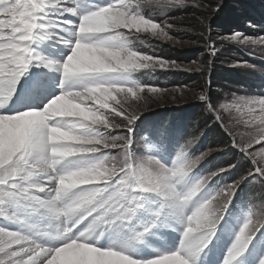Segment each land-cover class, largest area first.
<instances>
[{
	"label": "snow or ice",
	"instance_id": "obj_1",
	"mask_svg": "<svg viewBox=\"0 0 264 264\" xmlns=\"http://www.w3.org/2000/svg\"><path fill=\"white\" fill-rule=\"evenodd\" d=\"M223 7L0 0V264H202L237 211L220 264H248L257 245L251 264H264V95L202 89L208 119L171 150L167 122L138 133L169 92L151 74L191 71L144 39L181 43V14L199 13L209 56L230 43L264 60V33L214 35ZM213 126L226 142L200 150Z\"/></svg>",
	"mask_w": 264,
	"mask_h": 264
},
{
	"label": "rangeland",
	"instance_id": "obj_2",
	"mask_svg": "<svg viewBox=\"0 0 264 264\" xmlns=\"http://www.w3.org/2000/svg\"><path fill=\"white\" fill-rule=\"evenodd\" d=\"M226 1L227 0H224V4ZM246 2L250 3L248 5H252V11L245 5L236 4L234 5V8L236 9L233 12H243L242 9H245L252 17H243L242 20L241 17L237 15L236 17H239V24H224L222 22L224 18L230 20L232 17H235L232 13V10L228 8L229 6L223 7L221 12L218 13L217 16L213 17L216 18L212 23V25L215 26L213 27L215 30L214 35L216 32L222 35L233 31H241L249 35L264 33V4H261L259 7H257L258 1L256 0L254 1V5L251 3L252 0H246ZM234 8L232 6V9ZM175 14L176 13H173V15ZM229 14L232 17L227 18ZM186 15L183 16V21L177 25L178 29H180L181 31L178 33H173V35L176 36V39L178 41H181V43L171 45L169 43H161L150 38H144L146 45H153L157 49V51H160L162 49L163 54L166 57L176 60L181 64L183 68L191 69V71H170L151 74V82L159 84L161 87L168 89L169 92L165 95V97L160 101L159 104L152 103V109L145 112L137 122L138 133L140 135L146 134L147 129L150 127H157L161 123L167 122L170 125L171 130V135L169 138L170 150L174 145L182 142L183 139L186 138L193 124H202L204 122V120H201L202 118L199 114L200 111H202V115L206 119L208 118L203 105L196 99L200 91L202 89H205L204 82L200 79V74L205 75L207 84L206 89L209 90L210 95L213 98H220L227 92L249 95H264V72L258 70V68H264V60L257 56L249 55L246 49L240 47L237 44L230 43H225L222 46L218 45L219 47H221L220 52L215 57L210 56L209 59L205 58L200 53V50L202 48L208 54L207 42L206 39H200L197 35L202 31V29L196 25V20L198 17L193 18L192 21L190 19L189 22H184V18L186 17ZM249 21H251V25L249 24ZM188 24L190 25L188 26ZM202 40H204V43H200V41ZM259 51V48H257V54L259 53ZM235 60H245L249 64L258 66V68L253 69L233 66L232 62ZM212 74L215 82L222 83L221 88L214 87L211 88V90L208 89V87L210 86ZM140 78L145 77L144 75H141ZM220 78L227 81L222 82ZM241 78L242 81H240ZM175 79L176 81H179V84H176L172 87H167ZM173 95L178 97L176 101L172 100ZM215 136V132L209 130L207 134L201 138V143L199 144L200 150H204V148H206L207 146L216 147L214 146L215 143L213 142ZM226 158L227 157L225 154L217 153L210 158V162L211 164L215 165L217 163H222ZM241 187L242 191L238 192L237 196L240 199H244L247 197L250 188L247 185H242ZM232 218L233 217L230 216L228 219L231 223L235 224V221L232 220ZM239 218L242 221L244 218L243 214H241ZM233 229L235 228L230 225L229 229L227 230L230 233L231 242ZM218 236H220V238L222 239L221 242H218ZM217 237L210 248L207 250L205 259L202 264H220V259L227 249L230 240L228 234L220 235L218 233ZM214 246L221 247L222 253L217 257L219 258L218 261L212 259L213 254L217 251L214 248L212 249V247ZM258 250L259 245H257L253 249V252L249 254L248 264H251L252 259L254 258Z\"/></svg>",
	"mask_w": 264,
	"mask_h": 264
},
{
	"label": "trees",
	"instance_id": "obj_3",
	"mask_svg": "<svg viewBox=\"0 0 264 264\" xmlns=\"http://www.w3.org/2000/svg\"><path fill=\"white\" fill-rule=\"evenodd\" d=\"M255 0H252V4L254 5L255 4V2H254ZM256 1H258L257 2V7H259L261 4H264V0H256ZM228 3V4H227ZM227 4V5H226ZM236 4H241V5H245L247 8H250L251 9V11L253 10L252 9V5L250 6V5H248V4H250L249 2L247 3L246 2V0H227L226 2H225V4H224V7H228L229 9H231L232 10V13H233V15H234V17L235 18H233L230 14L227 16V18H230V17H232L230 20H228V19H226V18H224V20H222V22L224 23V24H228V23H234V24H239V17H236L237 15H239L240 17H241V19L243 20V17L245 18V17H252L248 12H247V10H245V9H242L243 10V12L241 11V12H239V11H235V12H233L236 8H234V5H236ZM232 6H233V8L234 9H232ZM241 13V14H240ZM179 14V12H176V14L175 15H178ZM184 15H186V14H181V16H184ZM195 17H198L199 18V13H197L195 16H193L191 13H189L188 15H186V17L184 18V22H189L190 21V19H191V21L193 20V18H195ZM254 17V16H253ZM216 18H213V20H215ZM251 19V18H250ZM212 20V23L214 22ZM254 20H255V18H254ZM192 24V23H191ZM183 25H186V24H183ZM190 24H188V26H189ZM213 27H215V26H213ZM200 43H204V40H202V41H200ZM237 51H239V50H237ZM200 53L205 57V58H207V59H209V55L207 54V52H205L204 51V49H202L201 48V50H200ZM228 75V74H227ZM240 77V76H239ZM200 79H201V81H203L204 82V85H205V89H206V87H207V84H206V80H205V75H202V74H200ZM220 80H222V78H220ZM224 81H227V80H225V79H223L222 80V82H224ZM240 81H242V78H241V80ZM178 85L179 84V81H176V79L174 80V81H172L167 87H172V86H174V85ZM221 85H222V83L221 82H215V79H214V77H213V74H212V77H211V81H210V86L208 87V89H210L211 90V88H214V87H217V88H221ZM239 85V84H238ZM199 114H200V117L202 118L201 120H206V118L202 115L203 113H202V111H200L199 112ZM208 119V118H207ZM210 122V121H209ZM210 130H212V131H214L215 132V134H216V136H215V138L213 139V142L215 143V145L214 146H218L217 145V142L218 141H220V142H226V140H227V137H226V135L225 134H223L221 131H220V129L219 128H215L214 126L210 129ZM226 160V159H225ZM225 160H223V162L225 161Z\"/></svg>",
	"mask_w": 264,
	"mask_h": 264
}]
</instances>
